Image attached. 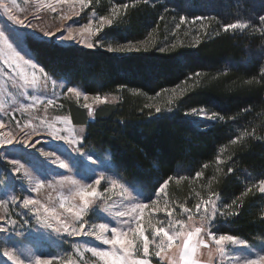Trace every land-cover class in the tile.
Wrapping results in <instances>:
<instances>
[{"label": "trees", "instance_id": "16d2710c", "mask_svg": "<svg viewBox=\"0 0 264 264\" xmlns=\"http://www.w3.org/2000/svg\"><path fill=\"white\" fill-rule=\"evenodd\" d=\"M89 1L101 14L128 4L100 35L108 43L144 41L139 51L26 41L52 75L88 93L116 96L92 118L70 104L72 121L85 126L83 146L108 153L112 169L144 198L164 180L171 200L214 195V232L264 241V194L255 187L264 179V0ZM237 22L251 26L224 31ZM153 96L158 106L146 102ZM157 107L163 111L149 118ZM194 107L225 119L185 115Z\"/></svg>", "mask_w": 264, "mask_h": 264}, {"label": "snow or ice", "instance_id": "6c2138e0", "mask_svg": "<svg viewBox=\"0 0 264 264\" xmlns=\"http://www.w3.org/2000/svg\"><path fill=\"white\" fill-rule=\"evenodd\" d=\"M80 4L82 8L88 6L85 0H80ZM120 7H123L125 11H127L129 5L126 3L117 5L116 8L112 10V18L100 16L96 25V32H101L105 26L113 25L115 15ZM5 11H8L7 7H5ZM10 18L13 20V29L8 30L7 34L5 30H0V45L5 46L0 47V61L7 65L8 69L23 75V84L19 85L20 96L27 97L35 103H40V100L36 96H29V90L33 89L38 83L35 72L37 71V64L39 61L37 57L32 54L30 49L24 47L29 37L22 31L14 30L17 24L31 27V22L16 20L14 16ZM161 19H163V17H161ZM196 19L199 20L203 18L197 17ZM185 20V16H180L181 22ZM259 21L261 24L259 31L264 33V15L259 17ZM91 25L92 21L89 20V24L85 25L84 28L80 30L81 33L91 34ZM248 26L251 25L237 22L225 24L223 27L224 31H228L229 29H245ZM65 27H67V25H65ZM176 27L179 28L180 24H177ZM68 31L71 35L72 29L69 28ZM32 34L33 36L51 37L52 40H56L63 35L62 31L53 33L51 31L38 32L36 30H33ZM80 43L83 44L84 41L81 40ZM86 46L91 49L95 46L102 45H100V41L97 39L95 43H87ZM133 47L134 46L129 43L119 45L116 48L109 47L108 50L112 52H125L133 50ZM135 50L139 51L138 48ZM159 51L164 52L165 48H159ZM25 57L29 58L26 59ZM28 67L33 69L31 81L28 80V77L24 75L22 71H19ZM0 71H4V69L0 68ZM38 71L42 76V86L47 87V83L51 77L45 73L44 67H39ZM53 83H55V81H53ZM13 86L15 87L16 84L14 83ZM68 91L75 92L76 89L69 88ZM77 95H80V93H77ZM85 99H87V96H85ZM96 99L99 100L100 97H96ZM47 104L52 105L53 100L49 99ZM31 107H33L32 104L21 103V108ZM13 111H15V109ZM89 111L91 112V109H89ZM162 111L163 110L159 107L155 109V114L149 110L148 117L153 118ZM168 111H171V109ZM140 115H143V110H141ZM185 115L196 116L212 122L223 121L225 119L220 113L211 112V114H209L205 109L195 107L189 112H186ZM62 123L67 125L68 120L64 119ZM10 126L11 119L9 124L6 125L4 123V117L0 116V145L10 146L14 149L15 144L20 143V141H16L11 131L7 133L2 131L5 127ZM16 126L19 127V124L17 123ZM46 131L50 137L49 143L53 141H63L66 144L76 145L72 147L71 152H68V149L65 148V152L68 153L65 159H61V156L56 155L55 151L45 153V156L55 157V159L52 160L53 164L59 161L60 168L73 170L72 176H66L62 173L56 174L59 176V180L56 181V183L60 185L63 193H67V195H62L59 202V208L63 211L57 212L52 206L41 203L40 199L33 197L32 193H38L45 187L44 178L37 179L34 187L24 188L21 186V192H27L26 195H16L14 187L11 193L5 191L3 197L0 198V207L6 209L5 213L0 215V235L3 236L0 243L5 245L2 256L7 257V260L11 261L12 264H57L60 260L59 257L50 256L44 258L42 255H34L33 260L30 256L24 255L22 249L18 246V241H16L15 236L21 234L19 229H25V226L31 227L32 221L34 220L44 228L54 231L58 236L69 238V242L72 243L73 248V252L69 255L75 258H69L65 264H88V262L84 260V252L91 253V257L95 258L93 264H151L150 257L153 254L160 258L161 261H167V264H177L168 253L169 250L173 249L176 237L182 234L174 232L171 226L168 229L158 226L160 223L159 221L156 223H153L152 220L145 222V213L149 211L150 215L153 216L158 213H165L171 217L172 209L168 207H158V199L164 194L165 187L168 185L169 180H164V182L159 185V188L155 190L157 199H151L150 203L146 204L141 202L144 200L141 195L134 194L136 191L134 185H128L126 182L121 183L118 178L106 176V173L112 170L111 168H106L99 175L96 174V171L92 172L91 174L95 176V179H92L91 183H87L86 178L75 179L74 176L76 175L77 168L88 171V166L85 165L83 161L86 160L88 164L95 163L94 154L91 151H81L82 144L80 140L74 137L70 139L69 136H66L64 134L66 129L62 130L48 124ZM72 131L74 132V130ZM31 132L35 134L37 128L32 127ZM22 134L26 137L29 135L27 132L23 131ZM39 142L40 141H37V143ZM23 143L27 144L29 148L33 147L27 139L23 141ZM72 153L76 154L75 160L72 158ZM7 155V152L3 154L4 159H7ZM31 155V153H25V156ZM61 155H64V153H61ZM66 160L68 162H65ZM9 163L11 164V169H5V171L6 173L9 171L14 173V175L8 176V179L13 185H15L17 180H23L24 178H27L30 184L32 183L33 178L27 171L21 176V168H23L24 165L21 164L20 159H12ZM112 168H114V166H112ZM232 171L233 169H228L229 173ZM196 176H201V173L197 172ZM106 179L110 180L111 188L104 187L103 193H101L99 188ZM258 184L259 192L264 194V179L259 180ZM48 187H52V184L49 183ZM115 189H119V192H115ZM112 197H115V200L101 210L111 218L112 222L94 223L89 226L88 216L93 206L97 208L101 199L111 200ZM233 203H235V201H233ZM201 205H203V209H201ZM180 207L183 211H190L189 209H185L183 205ZM224 207L227 208L228 205ZM9 208H11V211H7ZM196 209L197 214L203 210L201 227L183 234L182 252L180 254L181 264H202L201 261L194 258L196 249L200 246L211 248L209 241H213L215 245L218 246L220 256L223 257V260L219 261L218 264H225L226 261L229 262V264H232V262H234V264H264V255L261 254L264 253V247L259 251H255L249 248L247 241L238 239L233 235H220L217 238L212 230V224L219 212V208L217 202L212 200L211 196L208 200L201 201V203L197 204ZM238 214L239 213L236 212L232 215ZM221 215L226 216L227 214L221 213ZM13 216L17 218L14 219ZM189 219H191V217H189ZM146 223L147 229L151 230L152 239L146 234ZM112 224H115V226H112ZM177 224H179L181 228L184 227L183 223L180 221H177ZM85 237L94 238V240L99 241L100 244L90 245L88 241L84 239ZM205 237L208 239L206 240ZM157 241L159 242L157 243ZM225 242L246 248L248 252L242 253L239 256H229L225 251ZM177 246L179 247L180 245ZM152 248L156 249L154 253ZM82 249L83 251H81ZM232 251L236 252L238 249L233 248ZM252 255H254L255 258H248ZM5 264H7V261H5Z\"/></svg>", "mask_w": 264, "mask_h": 264}, {"label": "rangeland", "instance_id": "374dc122", "mask_svg": "<svg viewBox=\"0 0 264 264\" xmlns=\"http://www.w3.org/2000/svg\"><path fill=\"white\" fill-rule=\"evenodd\" d=\"M85 2L88 6L82 8L80 0H0V30H5L6 34L8 30H12L13 20L10 17L14 16L16 20L31 22V27L17 24L14 30L22 31L25 35L38 40H49L61 45L74 43L87 47V43H95V41L99 39L100 45L107 46L108 48H116L119 45L130 43L134 46L133 50L144 45V41L108 43L103 35H100L104 29L101 32H96V25L100 16L112 18V9H109L104 14L96 13L93 9L89 8L90 1L85 0ZM5 7H7L8 11H5ZM89 20L92 21V33L82 34L80 30L83 29L85 25L89 24ZM65 25H67V27H65ZM69 28L72 29L71 35L68 31ZM33 30L38 32L51 31L53 33L62 31L63 35L62 37H58L56 40H52L51 37L33 36ZM81 40L84 41L83 44L80 43ZM0 47L5 46L0 45ZM24 47L29 49L26 43ZM25 58L28 59L29 57ZM39 67L43 66L38 62L37 71L35 72L38 83L33 89L29 90V96L34 95L40 100V103H35L33 100L27 97H21L19 94V85L23 84V75L8 69L7 65L0 61V68L4 69V71H0V116L4 117V123L6 125L9 124L11 119V126L5 127L2 131L5 133L11 131L14 134L16 141H20V143L15 144L14 149L10 146L0 145V198L3 197L5 191L11 193L13 187L15 188L16 195H26L27 192H21V186L24 188L34 187L37 179L44 178L45 187L38 193H32V195L34 198L40 199L41 203L50 205L55 208L57 212H61L63 210L59 208V202L62 195H67V193H63L60 185L56 183V181L59 180V176L56 174L62 173L66 176H72L73 170L60 168L59 161L53 164L52 160H54L55 157L45 156V153L55 151L56 155L61 156V159H65L68 155V153L65 152V148L68 149V152H71L72 147H75L76 145L66 144L63 141H53L52 143H49L48 141L50 137L46 131L47 125L51 124L56 128L62 130L66 129L64 132L66 136H69L70 139L74 137L80 140L82 144L81 151H91L94 154L95 163L88 164L86 160L83 161V163L88 166V171L77 168L76 175L74 176L75 179L86 178V182L91 183L92 179H95V176L91 174L92 172L96 171V174L99 175L106 168L112 169L109 164V155L108 153L97 155L94 153L92 148L83 146L82 138L85 126L72 121L69 106L70 104H73L74 106L84 109L87 116L92 118L94 109L99 104L104 102H113L116 100V96L109 93L96 94L85 92L78 85L68 83L64 77L54 76L46 70L45 73L51 78L47 83V87H43L42 76L38 71ZM19 71H22L23 74L28 77V80L31 81L33 77V69L31 67L24 68ZM53 81H55V83H53ZM14 83L16 84L15 87L13 86ZM69 88H75L76 91L69 92ZM77 93H80V95H77ZM174 93H177V91L173 89L168 91L170 97ZM85 96H87V99H85ZM96 97H100V99L97 100ZM49 99L53 100L52 105L47 104ZM146 102L154 106H158L160 104L158 96L149 97L146 99ZM21 103L32 104L33 107L21 108ZM14 109L15 111H13ZM89 109H91V112ZM64 119L68 120L67 125L62 123ZM17 123L19 124V127L16 126ZM32 127L37 128V132L35 134L31 132ZM72 130H74V132ZM22 131L27 132L29 135L27 137L24 136ZM26 139L33 145L32 148H29L27 144L23 143ZM37 141L40 142L37 143ZM6 152L8 153L7 159H4L3 154ZM25 153H31L32 155L25 156ZM61 153H64V155H61ZM72 158L75 160V153H72ZM12 159H20L21 164L24 165V167L21 168V176H23V173L27 171L33 178L31 184L27 178L17 180L15 185H13V183L8 179L9 175H14L11 171L8 173L5 171V169H11L9 161ZM65 162L68 161L66 160ZM106 176L118 178L121 183H125V181L121 179L113 169L108 171ZM49 183L52 184V187H48ZM104 187L111 188L110 180L106 179L102 182V186L99 188L101 193H103ZM255 187L259 190L258 183L255 184ZM135 189L136 191L134 194L141 195L143 197L140 189L138 187H135ZM114 191L119 192V189H115ZM210 196L212 200L217 202V197L211 194L208 196L200 195L193 198L189 202L186 200L180 201L178 199L171 200L164 190V194L158 199V207H168L172 209L173 211L171 217L165 213H158L154 216L150 215V211L145 213V222L148 220H152L153 223L159 221L160 223L158 226L165 227L166 229L171 226L174 232L182 234L176 237L173 249L169 250L168 253V255H170L177 262V264H181L180 254L182 252L183 234H186L188 231H194L195 228L201 227L203 210L197 214L196 206L201 203V201L208 200ZM151 199H157L155 191L150 199L144 198L141 202L148 204ZM114 200L115 197H112L111 200L101 199L97 208L93 206L88 216L89 226L94 223L112 222L111 218L101 210L104 207H107L108 204H111ZM181 205L190 211H183L180 207ZM201 209H203V205H201ZM5 211V208L0 207V215H3ZM7 211H11V208L7 209ZM189 217H191V219H189ZM13 218L16 219L17 217L13 216ZM177 221L182 222L184 227L181 228L180 225L177 224ZM112 226H115V224H112ZM145 227L146 234L150 239H152L151 230L147 229V223L145 224ZM25 229H19L21 234L19 236H15L16 241H18V246L22 249L24 255L30 256L33 260L34 255H42L44 258H48L50 256L59 257L60 260L57 264H65L69 258H75L70 257L69 255L73 252L72 243L69 242V238H62L61 236H58L54 231L44 228L42 225L37 224L34 220L32 221V226H25ZM214 233L217 238L220 235H230L227 233ZM235 237L242 239L238 236ZM2 239L3 236L0 235V240ZM84 239L87 240L90 245L100 244V242L95 241L94 238L85 237ZM205 239L207 240L208 238L205 237ZM158 242L159 241H157V243ZM209 243L211 244V248L203 246L198 247L194 258L201 261L202 264H218L219 261L223 260V257L220 256L218 246H216L213 241H209ZM247 243L249 248L255 251H259L262 247H264V241H247ZM225 244V251L229 256H239L242 253L248 252V249L242 248L241 246L232 245L228 242H225ZM177 245L180 246L178 247ZM4 247L5 245L0 243V264H5V261H7V264H12L11 261L7 260V257L2 256ZM233 248L238 249V251L233 252ZM155 250V248H152L153 253ZM81 251H83V249ZM261 254L264 255V253ZM248 258H255V256L252 255ZM94 259L95 258L91 257V253L84 252V260H86L88 264H93ZM150 259L151 264H167V261H161L160 258L156 257L154 254L150 257ZM225 264H229V262L226 261ZM232 264H234V262H232Z\"/></svg>", "mask_w": 264, "mask_h": 264}]
</instances>
